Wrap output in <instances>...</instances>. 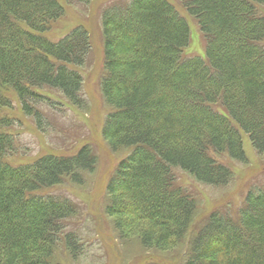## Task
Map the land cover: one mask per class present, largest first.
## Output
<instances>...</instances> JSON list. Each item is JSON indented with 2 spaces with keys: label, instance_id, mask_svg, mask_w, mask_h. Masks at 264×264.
Returning a JSON list of instances; mask_svg holds the SVG:
<instances>
[{
  "label": "trees",
  "instance_id": "obj_1",
  "mask_svg": "<svg viewBox=\"0 0 264 264\" xmlns=\"http://www.w3.org/2000/svg\"><path fill=\"white\" fill-rule=\"evenodd\" d=\"M91 1L0 0V264H53L60 246L82 253L68 231L78 207L51 190L83 184L93 148L16 163V118L6 110L15 100L42 128L41 106L53 103L44 92L84 108L90 33L80 24L55 39L54 30L65 4ZM176 2L198 27L202 55L189 54L192 29L169 0L112 2L101 17L100 86L112 108L102 134L113 151L130 150L108 184L106 213L123 241L183 245L185 264H264V177L236 213L214 210L198 224L200 202L178 175L229 185L235 172L217 157L248 164L244 136L264 156V0Z\"/></svg>",
  "mask_w": 264,
  "mask_h": 264
},
{
  "label": "rangeland",
  "instance_id": "obj_2",
  "mask_svg": "<svg viewBox=\"0 0 264 264\" xmlns=\"http://www.w3.org/2000/svg\"><path fill=\"white\" fill-rule=\"evenodd\" d=\"M60 1L64 3V0ZM118 1L126 0H92L81 8L65 4L66 14L59 27L55 28L54 38H62L80 24L87 28L91 36L92 51L81 70L86 103L81 110L55 91L44 92L53 103L51 107L41 106L44 117L40 128L34 118L25 115L14 100L13 109H7L6 112L16 118L12 119V133L15 134L19 152L16 163L30 162L46 154L70 155L85 144H89L96 155V168L85 174L83 184L66 182L51 190L52 193L68 196L78 207L79 215L70 219L68 231L77 234L79 245L82 246V253L76 257L60 246L53 264H185L183 245L159 251L142 247L137 237L123 241L114 227L113 217L106 213L108 184L119 162L130 153V150L113 151L102 134L105 118L112 108L106 104L100 86L105 72L101 17L109 4ZM169 1L186 17L192 29L189 54L202 55L204 40L197 25L176 0ZM244 138L250 161L248 164L225 156L217 157L235 172L229 185L207 186L192 180L184 172L178 174L179 182L200 202L198 224L214 210L236 213L244 202L247 190L263 179L264 156H259L249 139L246 136Z\"/></svg>",
  "mask_w": 264,
  "mask_h": 264
},
{
  "label": "bare ground",
  "instance_id": "obj_3",
  "mask_svg": "<svg viewBox=\"0 0 264 264\" xmlns=\"http://www.w3.org/2000/svg\"><path fill=\"white\" fill-rule=\"evenodd\" d=\"M9 161H10V160H9ZM20 162H21V163H26L27 161H25V162H24V161H20Z\"/></svg>",
  "mask_w": 264,
  "mask_h": 264
}]
</instances>
